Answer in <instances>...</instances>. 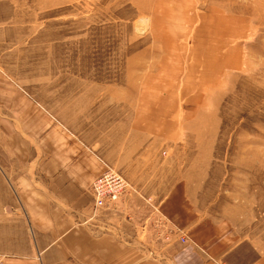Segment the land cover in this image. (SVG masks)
<instances>
[{"label":"rangeland","instance_id":"rangeland-1","mask_svg":"<svg viewBox=\"0 0 264 264\" xmlns=\"http://www.w3.org/2000/svg\"><path fill=\"white\" fill-rule=\"evenodd\" d=\"M64 136L264 252V0H0V198Z\"/></svg>","mask_w":264,"mask_h":264},{"label":"crops","instance_id":"crops-1","mask_svg":"<svg viewBox=\"0 0 264 264\" xmlns=\"http://www.w3.org/2000/svg\"><path fill=\"white\" fill-rule=\"evenodd\" d=\"M158 103L144 109L160 111ZM59 140L0 198L2 264H264L257 243L241 240L230 222L202 216L182 183L164 191L158 206L146 190L94 217L90 187L107 166L72 136Z\"/></svg>","mask_w":264,"mask_h":264},{"label":"built area","instance_id":"built-area-1","mask_svg":"<svg viewBox=\"0 0 264 264\" xmlns=\"http://www.w3.org/2000/svg\"><path fill=\"white\" fill-rule=\"evenodd\" d=\"M90 188L96 211L115 207L130 189L124 178L108 167ZM2 260L3 256H0V264Z\"/></svg>","mask_w":264,"mask_h":264},{"label":"bare ground","instance_id":"bare-ground-1","mask_svg":"<svg viewBox=\"0 0 264 264\" xmlns=\"http://www.w3.org/2000/svg\"><path fill=\"white\" fill-rule=\"evenodd\" d=\"M3 261V260H2ZM3 263V262H2Z\"/></svg>","mask_w":264,"mask_h":264}]
</instances>
